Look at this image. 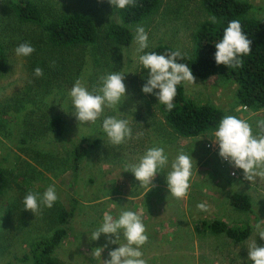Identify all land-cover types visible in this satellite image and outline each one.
<instances>
[{"label": "rangeland", "instance_id": "374dc122", "mask_svg": "<svg viewBox=\"0 0 264 264\" xmlns=\"http://www.w3.org/2000/svg\"><path fill=\"white\" fill-rule=\"evenodd\" d=\"M50 1L52 9L69 10L76 8V2L80 0ZM98 1L108 3V6L98 8L100 13L105 12L98 20V27L102 28L103 23L114 16L108 0ZM247 1L252 4L251 15L264 14V0ZM7 9L0 7V108L6 104L2 109L4 114L16 121L25 114L32 117L37 124L36 133L46 139L38 142V148L52 150L58 157L66 155L67 168L58 177L46 172L51 180H42L37 175L33 180L37 186H28L31 188L28 189L21 183L27 174L23 169L26 166L17 163L26 157L15 147L19 130L13 129L10 137L0 132V147H3L0 165L10 179L6 192L0 196V264H30L31 260L20 259L22 254L34 241L49 240L58 228H64L65 234L52 252L57 262L103 264V260L110 259L109 251L120 245L109 243L103 233L98 240H90L89 236L102 222L105 212L117 217L122 209L138 212L146 224L149 239L141 250L147 264H253L247 258L246 245L249 240L256 239L258 245L264 246V239L256 236L253 227L256 224L264 227V179L245 180L242 169H234L223 161L218 155V144L204 136H211L213 131L186 138L168 126L158 98L142 92L148 71L141 69L134 58L136 46L133 39L129 45L99 39L95 56L88 47L83 51L55 48L37 42L40 29L17 24L12 13L7 14ZM206 17L201 0H162L158 11L138 25L148 33L150 46L145 51L165 44L189 54L195 27ZM136 27L132 28L133 38ZM23 42L35 48L32 55L19 57L15 54V48ZM33 60H36V67L43 69L42 77L34 76V70H31ZM46 70H53L59 79L54 80L51 75L44 77ZM112 71L127 72L124 74L126 99L119 106L121 112L105 107L103 116L95 124L79 125L72 114L69 90L77 79L91 90L100 76ZM195 83L183 84L185 96L198 103L214 105L222 112V117L234 115L246 119L253 124L254 131L255 122L264 119V108L253 110L247 107V111H236L244 105L237 102V86L231 80L215 75L203 80L195 77ZM133 108L135 111H131ZM54 114L61 115L67 125L63 138L44 133L48 131L46 121ZM106 116L127 119L133 137L138 131L144 132L143 137L128 139L119 146L108 144L101 128ZM75 135L76 138L87 136V154L79 160L76 174L70 169L71 144L66 140ZM96 138L99 143L94 142ZM153 145L165 148L169 164L181 149L196 160H193L191 187L186 197L175 199L169 194L165 173L158 174L153 181L155 187L147 191V188L140 187L132 172L124 170L126 164L138 162ZM233 171L235 175H232ZM49 185L55 186L58 195L52 208L42 207L36 216L23 209V198L29 190L42 193ZM237 193L249 196L251 209L242 211L231 206L230 198ZM11 199H16L14 205ZM199 203H205L208 210H198ZM64 209L70 213L65 222H60L57 216ZM213 219L243 229L248 226L251 233L246 239L235 242L224 233L212 235L195 230L198 221ZM112 239H115L114 235ZM119 242L125 243L123 236ZM106 244L101 257H93L92 250Z\"/></svg>", "mask_w": 264, "mask_h": 264}, {"label": "trees", "instance_id": "16d2710c", "mask_svg": "<svg viewBox=\"0 0 264 264\" xmlns=\"http://www.w3.org/2000/svg\"><path fill=\"white\" fill-rule=\"evenodd\" d=\"M98 2V0H80L76 2V8L67 10L52 9L50 0H0V7L8 8L7 14L12 13L17 24L38 27L40 30L37 42L47 43L55 48H78L81 51L88 47L95 56L99 50L96 46L99 39L117 45H129L133 39L132 28L150 19L151 15L161 7L162 0H136L135 6L125 9L113 8L109 3L114 17L109 18L107 23H103L102 28L98 27V20L103 18L101 13L105 12L100 13L98 8L106 7L108 3L99 2L98 6ZM201 6L207 17L195 27L191 52L179 62L188 64L193 75L201 80L215 75L231 80L237 86L236 98L239 104L253 110L264 108V14L251 15L252 4L247 0H201ZM212 16H215L216 23L211 22ZM233 19L241 22L244 32L252 40L251 53L241 57L243 66L235 69L223 64L217 65L214 59L216 51L214 43L222 39L224 29ZM167 50L175 49L165 44H158L147 52L162 54ZM35 67L36 60H33L31 70ZM48 75H51L54 80L59 79L55 77L53 70L49 72L46 70L44 77ZM174 104L175 107L171 111H166V106L163 104H160V109L168 126L181 137H195L214 131L222 118V112L214 105L198 103L192 98H187L183 84L177 86ZM5 108L6 104L2 106V109ZM2 109L0 108V132L10 137L13 129L17 128L20 134L16 139L15 147L26 156L25 160H17L18 164L26 166L23 169L27 171L21 183L31 189L28 186L36 185L33 180L37 175L42 180H47L50 177L46 175V172H50L53 177L64 173L67 168L65 166L67 156L58 157L52 150L43 151L38 148L37 145H40L38 142L46 141V139L41 136V133H36L37 124L32 117L22 115L24 112L27 113L24 111L16 121L6 116ZM45 125L48 131L44 133H49L51 137L63 138L67 130V125L59 114L50 116ZM66 140L71 144L70 169L76 174L79 160L87 154V136L76 138L75 135L67 137ZM94 142L99 143V139L96 138ZM0 144H2L1 140ZM2 148L0 147V153ZM8 176L5 168L0 165V196L10 185ZM15 201L16 199H11V204L14 205ZM230 204L234 209L242 211L251 209V202L246 194H233ZM68 212L70 213L65 209L61 210L57 216L58 220L65 222ZM195 230L198 233L207 232L212 235L224 233L235 242L246 239L251 233L248 226L243 229L241 226L228 225L220 219H213L210 222L200 220L195 224ZM64 234L65 229L58 228L49 240L34 241L20 259L31 260L30 264H62L52 257V252Z\"/></svg>", "mask_w": 264, "mask_h": 264}, {"label": "clouds", "instance_id": "9594fccd", "mask_svg": "<svg viewBox=\"0 0 264 264\" xmlns=\"http://www.w3.org/2000/svg\"><path fill=\"white\" fill-rule=\"evenodd\" d=\"M108 2L117 9H125L136 4V0H108ZM210 20L216 23L215 16L210 17ZM133 42L136 46L134 58L142 66L141 69L148 70L142 92L155 95L158 102L166 106V111L173 110L177 86L197 84L188 64L179 62L187 57V53L178 48L167 50L162 54L146 52L145 50L150 45L148 33L143 26L136 27ZM251 44L252 40L244 32L241 22L238 19L229 21L223 31L222 39L214 43L215 63L233 69L242 67L241 57L251 53ZM34 51L35 48L28 42L20 43L15 48V54L19 57H28ZM125 73L127 72L112 71L102 75L91 90L80 79L76 80L68 95L71 98L72 114L79 125L95 124L103 116L105 107L121 112L119 106L126 99ZM33 74L37 78L42 77L43 69L36 67ZM157 89L158 91H155ZM241 109L247 111L246 106H240L236 111H241ZM131 111H135V108ZM101 128L106 134L107 143L112 146H119L126 143L128 139H139L144 135L143 131H138L133 137L129 121L117 116L104 117ZM255 128L254 131L253 124L246 119L225 115L219 120L211 136L204 135L210 137L213 143L218 144L220 158L227 161L234 169H242L243 178L251 182L256 181L257 178L264 179V119L256 121ZM193 160L195 159L191 154L181 149L169 164V156L165 148L153 145L145 151L138 162L126 164L124 170L132 172L135 179L140 182V187L147 188V191L155 187L153 183L155 177L160 173H165L169 194L175 199H182L188 195L191 187ZM235 174L233 171L232 175ZM57 200L58 195L54 185H49L42 193L29 190L23 198V209L31 211L36 216L42 207L50 209ZM197 209L207 211L208 207L205 203H199ZM253 227L256 236L258 234L261 239H264V227L260 224ZM102 233L106 235L109 243L120 245L109 251L110 259L103 260V264H147L142 258L141 249L148 242L149 237L141 214L122 209L120 214L114 217L105 212L102 222L91 233L89 239L98 240ZM113 235L115 239H112ZM121 236L125 243L119 242ZM106 247L107 244L96 247L91 254L93 257H101ZM246 247L248 260L253 264H264V246L258 245L256 239H251Z\"/></svg>", "mask_w": 264, "mask_h": 264}, {"label": "crops", "instance_id": "0c3cea01", "mask_svg": "<svg viewBox=\"0 0 264 264\" xmlns=\"http://www.w3.org/2000/svg\"><path fill=\"white\" fill-rule=\"evenodd\" d=\"M139 194H140V196H142V195H141V194H142L141 192H140Z\"/></svg>", "mask_w": 264, "mask_h": 264}]
</instances>
